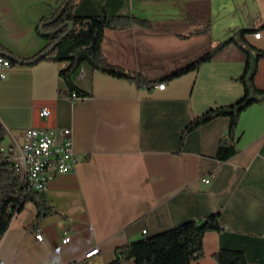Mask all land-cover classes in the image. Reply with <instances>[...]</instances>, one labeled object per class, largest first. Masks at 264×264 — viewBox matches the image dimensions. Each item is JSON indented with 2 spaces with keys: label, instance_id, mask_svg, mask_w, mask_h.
Segmentation results:
<instances>
[{
  "label": "crops",
  "instance_id": "obj_1",
  "mask_svg": "<svg viewBox=\"0 0 264 264\" xmlns=\"http://www.w3.org/2000/svg\"><path fill=\"white\" fill-rule=\"evenodd\" d=\"M64 2L0 0V44L21 59L34 57L49 42L41 19L53 17ZM75 3L76 15H126L149 23L107 28L102 47L110 63L150 80L167 77L241 30L247 51L232 42L198 68L161 81L164 88L160 82L140 86L85 60L72 79L90 94L76 97L63 94L68 83L61 71L68 61L13 63L0 82V121L7 130L0 145L27 127H69L79 161L44 192L57 212L36 221L37 206L28 199L12 217L0 237V260L109 264L120 247L219 213L223 228L206 231L204 254L192 264H219L214 255L222 248L240 249L249 264H264V95L253 94L258 100L242 113L233 137L226 115L185 131L208 109L244 95L248 55L254 85L264 91V0ZM206 26L205 32L182 35ZM257 30L260 38L254 37ZM231 138L238 152L221 159L219 146ZM70 228L72 238L63 243ZM97 246L98 253L84 257Z\"/></svg>",
  "mask_w": 264,
  "mask_h": 264
},
{
  "label": "trees",
  "instance_id": "obj_2",
  "mask_svg": "<svg viewBox=\"0 0 264 264\" xmlns=\"http://www.w3.org/2000/svg\"><path fill=\"white\" fill-rule=\"evenodd\" d=\"M66 1L53 17L43 18L39 23L41 33L49 39L48 44L42 51L32 58L21 59L0 44V54L10 58L12 63L19 61L23 64H32L47 57L58 61H68L69 64L61 71L68 83V90L63 94L72 95V97H74L73 92H76L79 96L90 94L77 87L72 79L73 74L85 60L89 61L96 69L115 76L136 80L140 86H151L154 83L173 79L198 68L204 61L212 59L219 50L232 42L240 44L241 48L247 51V48H244V44L241 42L246 30H241L238 34L216 44L211 51L172 72L167 77L150 80L141 74L110 63L102 47L107 28H125L132 24L149 25L148 22L135 16L109 15L107 13L89 16L76 15L74 14L75 0H69L67 3ZM59 12H61L60 16L55 19ZM71 23H73V29L69 30ZM208 28L207 26L200 27L182 35L185 37L191 36L205 32ZM248 72L250 74L247 78L246 75L241 77L245 84V93L239 100L208 109L192 120L185 131L200 126L220 115H226L230 117L229 132L233 137L242 113L251 103L258 100L253 94L264 95V91L257 89L254 85L255 68H252L249 55L247 56ZM6 135L7 130L0 121V143L6 138ZM237 152L236 142L231 138L222 141L218 156L226 160ZM28 199L33 200L37 206L36 221L58 211L48 203L44 192L29 191L26 194L22 192L17 185L12 163L3 158L0 152V237L9 227L12 217ZM222 228L219 213H214L201 220H188L176 227L154 235H146L142 239L118 248L117 258L109 264H123L125 261H132L133 264H192L194 259L204 254L203 237L206 231L221 230ZM214 257L219 264H249L244 251L240 249L222 248L215 253Z\"/></svg>",
  "mask_w": 264,
  "mask_h": 264
},
{
  "label": "built area",
  "instance_id": "obj_3",
  "mask_svg": "<svg viewBox=\"0 0 264 264\" xmlns=\"http://www.w3.org/2000/svg\"><path fill=\"white\" fill-rule=\"evenodd\" d=\"M261 35L262 30L254 33L255 38H260ZM12 65L10 58L0 54V82L8 76ZM158 86L164 88L166 83L160 82ZM73 96L76 97L77 93L73 92ZM49 113L48 107L41 111L44 117ZM0 152L3 158L12 163L17 185L24 194L29 191L45 192L57 177L75 170L79 161L74 148L73 132L69 127H27L12 135L8 143L1 144ZM209 180L205 178V181ZM72 230L73 228L65 230L63 243L71 240ZM35 237L38 241L44 240L41 228H36ZM99 250L97 246L86 251L84 257H91ZM0 264H3L2 260Z\"/></svg>",
  "mask_w": 264,
  "mask_h": 264
},
{
  "label": "water",
  "instance_id": "obj_4",
  "mask_svg": "<svg viewBox=\"0 0 264 264\" xmlns=\"http://www.w3.org/2000/svg\"><path fill=\"white\" fill-rule=\"evenodd\" d=\"M69 0L66 1V3L68 2ZM61 12H59L56 16H55V19H57L59 16H60ZM73 29V23L70 24V27H69V30Z\"/></svg>",
  "mask_w": 264,
  "mask_h": 264
}]
</instances>
